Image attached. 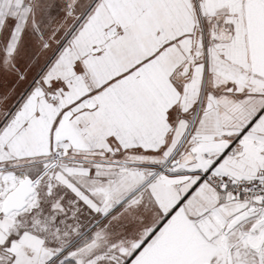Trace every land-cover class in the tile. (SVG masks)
<instances>
[{
  "label": "snow or ice",
  "instance_id": "1",
  "mask_svg": "<svg viewBox=\"0 0 264 264\" xmlns=\"http://www.w3.org/2000/svg\"><path fill=\"white\" fill-rule=\"evenodd\" d=\"M0 264H264V0H0Z\"/></svg>",
  "mask_w": 264,
  "mask_h": 264
}]
</instances>
